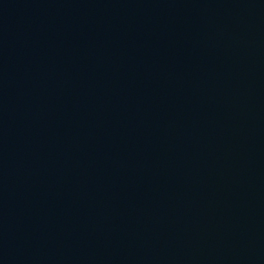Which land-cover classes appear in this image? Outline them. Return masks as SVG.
Masks as SVG:
<instances>
[{
  "label": "water",
  "instance_id": "obj_1",
  "mask_svg": "<svg viewBox=\"0 0 264 264\" xmlns=\"http://www.w3.org/2000/svg\"><path fill=\"white\" fill-rule=\"evenodd\" d=\"M0 264H264V0H0Z\"/></svg>",
  "mask_w": 264,
  "mask_h": 264
}]
</instances>
